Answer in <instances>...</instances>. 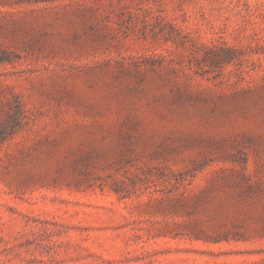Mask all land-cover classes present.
<instances>
[{"label":"rangeland","instance_id":"obj_1","mask_svg":"<svg viewBox=\"0 0 264 264\" xmlns=\"http://www.w3.org/2000/svg\"><path fill=\"white\" fill-rule=\"evenodd\" d=\"M0 264H264V0H0Z\"/></svg>","mask_w":264,"mask_h":264}]
</instances>
